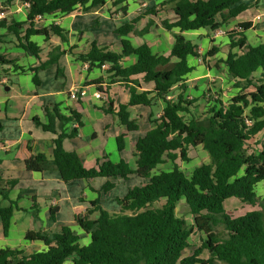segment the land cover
Returning a JSON list of instances; mask_svg holds the SVG:
<instances>
[{
    "label": "trees",
    "instance_id": "trees-1",
    "mask_svg": "<svg viewBox=\"0 0 264 264\" xmlns=\"http://www.w3.org/2000/svg\"><path fill=\"white\" fill-rule=\"evenodd\" d=\"M15 1L0 0V13L8 11ZM108 1L22 0L23 4L29 5L26 19L17 22L4 16L0 19V29L14 37L16 47L37 58L38 65L30 69L36 85L40 84L39 71L57 65L67 54L88 64L89 70L108 65L106 78L91 83L104 94L108 93L101 86L105 81L109 85L125 84L129 102L120 104L117 113L112 104L105 112L117 117L127 132L139 130L130 108L143 106L152 110L160 103L165 104L160 116L152 111L149 117L151 129L135 145L134 170L124 160L115 164L107 158L99 162L97 168L87 169L76 153L66 151L64 140L77 137L79 132L72 130L67 133L65 125L75 122L83 126L76 112L71 111V116L66 117L56 106L47 113L48 124L35 119L44 131L56 136L51 162L65 183L105 178L108 181L102 188L104 193L115 188L112 181L128 180L131 175H136L145 184L130 188L124 197L114 200L117 210L113 212L101 206L100 200L90 203L93 209L88 216L77 217L78 225L90 237L88 245H81L80 237L69 227H63L60 233L52 236L28 232L26 240L43 242L47 250L26 255L17 249H1L0 264H264L263 213L253 210L233 217L226 210V203L232 198L255 205L256 187L264 182V142L259 144L257 151L249 149V142L264 133V42L259 45L249 42L247 32L253 24L240 23L239 30L226 32L228 53L221 62L238 90L230 103H225L220 96L206 93L203 99L208 108L200 118L195 111L198 100L187 98L188 86L185 83L187 76L194 71L189 60L201 58L199 45L185 33L207 30L212 46L202 60L216 57L220 48L214 44L212 36L246 12L249 5L245 0H133L138 4L147 1L154 4L144 10V14L116 29L115 34L121 38L119 52L95 41L89 51L75 52L78 48L70 46L68 31L54 23L48 27L38 25L40 19L104 8ZM123 3L125 0H115L113 6ZM160 8L171 12L176 19L174 22L166 19L161 22L174 37L173 47L167 56L154 54L148 43L135 47L126 38L149 34L153 20L142 30H138L136 25L147 16L158 17ZM121 11L127 15L128 7L124 6ZM37 36L44 37L45 42L57 37L61 45L54 47L43 60L42 48L33 41ZM62 44L68 45V50H64ZM129 57H135L136 63L125 66L124 59ZM15 62L0 56L1 64L12 65L19 70ZM137 76L142 78L136 79ZM148 83H153L154 89L141 91L142 85ZM175 87L181 92L172 97ZM56 121L59 122L57 127ZM117 145L122 153L125 150L124 134L117 136ZM199 147L208 154L210 162L199 165L187 175L177 161L189 163L191 150ZM169 162L172 169L155 172ZM46 163L44 155L31 156L26 161L27 170L42 172ZM15 185L0 177V195L8 203V206L0 207L5 236L17 207L9 197ZM182 200L194 216L192 227L177 215ZM93 213H98L95 220L89 218ZM220 227L223 232L218 231ZM195 230L205 234L206 238L184 256L192 248L190 239ZM205 253L208 254L206 258Z\"/></svg>",
    "mask_w": 264,
    "mask_h": 264
},
{
    "label": "crops",
    "instance_id": "crops-1",
    "mask_svg": "<svg viewBox=\"0 0 264 264\" xmlns=\"http://www.w3.org/2000/svg\"><path fill=\"white\" fill-rule=\"evenodd\" d=\"M109 1L114 2L115 0ZM257 1L259 0H245V3L250 8L238 18L231 20L226 27H232L236 23H244L241 22V19L251 11V4ZM17 4L18 1L16 0L14 6L9 9L10 11H4L5 17H9L6 16L8 13V15L10 14L12 16V18L9 17L10 19L22 22L26 19L27 7L25 4H21V6ZM133 4L139 6L136 2ZM107 6L104 9H107ZM132 7L130 6L128 8L127 15H125L128 21L123 22L120 26L129 23L140 14H143L139 12L140 14L138 13L135 16L134 12L130 10ZM96 8L102 7H95L88 12L78 11L66 17L40 19L38 20V25L42 24L40 26L48 27V25L54 23L68 31L70 46H76L78 48L75 52L89 51L91 43L94 41L100 46H109L104 36H108V34L103 31L101 25L98 27L97 36H87L84 32L77 31L76 29L78 26L77 20L80 17H99L97 15L98 12H92ZM171 14V12L168 13L165 18H162L161 22L165 19L170 22L176 21L173 14V18L170 19ZM131 15H134V18L130 19ZM102 19L108 26L113 27L112 16L108 17L104 15ZM256 19H260V16H257ZM150 20L154 21V25L150 29L149 34L144 37L130 35L128 36V38L130 37V42L135 47L148 43L154 54L169 55L174 44L172 33L165 29L167 33L172 35V41L168 53L164 54L155 52V26L156 28H159V26L156 25L153 18L149 16L145 17L136 25V28L138 30L144 29ZM119 27H113V35H116L115 31ZM221 29L223 30V28ZM200 31L188 32L185 35L193 42L196 40L197 43H194L199 45L201 51L202 42L205 38H208L207 36L210 33L208 32L207 36H203ZM77 34L78 38L75 39ZM214 35L212 36L215 42L214 44L219 45L220 38ZM191 36L195 37L193 38ZM0 38H2L0 42V56L8 60L16 61L15 66L20 68L17 70L12 65L0 63V85H9L12 77L17 78V84L13 83L14 85L12 87L6 88L9 89L7 91H10L12 95L3 96L0 93V177L7 182L16 184L11 189L9 197L17 204L7 236L4 235L3 225L0 221V250L6 248L17 249L23 251L26 255L44 252L47 250L45 244L40 241L31 242L26 240V234L28 232H40L44 235L52 236L60 233L63 227H69L73 233L80 237V241L82 238H87L86 243L81 245H88L90 243V237L78 225L77 217L88 216V212L93 209L90 207V203L93 201L100 200L101 206L106 209L105 204L107 202H113L119 197L110 198L112 196V190L109 193H102V188L107 183L104 178L77 180L65 183L59 170L51 162L54 154L53 140L56 136L51 132L44 131L42 127L37 125L35 119L39 120L41 124H48L49 119L47 113L56 106H58L59 113L66 117L71 116V111L76 112L80 115L83 126L80 127L75 122L65 125V132L70 133L72 130H78L79 132L77 137L64 140L63 146L65 150L76 153L87 169L97 168L98 163L107 158L115 164L124 160L134 170L136 168V158L134 156L135 145L151 129V126H148L147 129L142 131L140 120L145 121L147 118L149 119L152 111L148 107L143 106L130 108V111L133 109L138 112L132 118L139 125V130L136 132H127L126 127L120 125L117 117L105 112L110 104H112L114 112L117 113L120 104H127L129 102L130 95L125 84L115 83L109 85L105 81L101 86L108 90V93L105 94L106 98L105 100H97L94 94L101 91L91 82L100 78H106V70L99 68L89 70L88 64L78 61L71 54H67L60 59L57 65L39 71L40 84L36 85L33 80L34 73L30 69L38 65L37 58L16 47L14 37L9 35L5 29H0ZM208 39L210 40V38ZM33 41L42 48L41 56L43 60L47 59L48 54L54 47L61 45V41L57 37H53L48 42H45L44 37L37 36L33 38ZM84 41H89V43L87 42L88 45L86 44L85 46ZM115 41L117 45L121 46V38L115 37ZM4 46H13V51L4 52ZM62 48L68 50V45L62 44ZM110 49L113 50L111 47ZM202 58L203 56L198 59L189 60L194 71L187 76L185 81L188 89L190 82L199 81L197 84H200L203 81L202 79L211 75L213 69L210 65L207 66L210 74L207 73L205 76H202L197 69V65L194 64V60H202ZM134 63H136L135 57L124 59L125 66H130ZM8 75L9 77L7 78L6 76ZM135 78L141 79L142 76ZM75 88L87 90V96L79 101L72 100L70 98V92ZM153 89L154 84L148 83L142 85L140 90L151 91ZM180 92L181 90L175 87L172 97H176ZM161 104H163L164 108L165 104ZM58 125L59 122L56 121V127ZM57 130L60 132L59 128ZM122 134L125 135V150L120 153L117 145V136ZM39 154L47 158L44 170L42 172L28 171L26 161L31 156ZM132 181L133 185L130 188L145 184V181L136 175L129 176L128 180L118 179L112 182L116 184L114 188L116 189L117 185L132 184ZM6 206H8V203L0 195V207ZM114 208L117 210V206ZM95 214L98 215V213H93L89 218L95 220Z\"/></svg>",
    "mask_w": 264,
    "mask_h": 264
},
{
    "label": "rangeland",
    "instance_id": "rangeland-1",
    "mask_svg": "<svg viewBox=\"0 0 264 264\" xmlns=\"http://www.w3.org/2000/svg\"><path fill=\"white\" fill-rule=\"evenodd\" d=\"M17 1H18V4H17L18 6L19 5L21 6V4L24 5L22 3V0H17ZM125 1L126 3H123L122 5L117 6V7L113 6V1H109L107 9L96 8L95 11H92V12H98L97 15L100 18L95 17V16L80 17L77 20L78 21V24H77L78 26L76 27L77 31L84 32L87 36H91V35L97 36L98 27L99 25H101V27L103 28V31H105L108 34V36L106 35L104 36H105V39L109 43V47L113 48V51L119 52L120 46L117 45V42L115 41V37H118V38L120 37L118 35H113L114 31L112 32V29L113 27L114 28L119 27L123 22L128 21V18H125V15L121 11V9L124 6H127L128 8L130 6H133L130 10L133 11L134 15L136 16L138 15L139 12L144 14L146 9H148L149 6L154 4L153 1L151 2L147 1V3H144V4H147L146 8H144L143 2L142 4H139V6H137L133 4L134 3L133 0H125ZM251 5H252L251 11L245 14V16L241 19L242 20L241 22H251L254 25L253 29L250 30L247 33V35L249 37V42L252 45H259L260 43L264 42V0H259L257 2L252 3ZM156 6H158V2L156 3ZM166 13L168 14L170 12L165 11L160 8L158 17L149 16L150 18H153L156 22V25L159 26V28H156L155 26V52H160L164 54L168 53L170 46H171V41H172V35H170V33H167V31L163 28L162 23H161L162 18L166 17L167 15ZM104 15L108 17L112 16L113 18L112 26L113 27L108 26V24L103 21L102 16ZM134 15H131L130 19L134 18ZM6 16H9L12 18V16H10V14L8 15V13L6 14ZM257 16H260V19H256ZM170 17H171L170 19H172L173 15L171 14ZM238 25L239 23H236L232 27H229V28L226 27V29L223 28L224 34L219 36L220 43L219 45L217 44L221 52L218 53L216 57H210L205 61L201 59L194 60V64L197 65V69L200 75L202 76H205L207 73L210 74L207 68L208 65H210L213 69L211 72V75L202 79L203 80L202 83L197 84L199 81L189 83L190 87L187 92V97L190 100H198V103H197L198 108L195 111L197 115L200 116V118L204 117L203 113L208 108L207 107L208 103L206 102L205 99H203L204 94L207 93V94H210L211 96H215V95L220 96L222 100L228 104L231 102L232 98L235 97L238 92V90L234 86V81L229 77L228 73L226 72V69L224 68V65L221 62L226 59L227 53H228L229 41H228L226 32L230 30H239ZM200 32H202L201 34H203V36H207L208 34V31L206 30H202ZM191 37L194 38L195 36H191ZM76 38H78V34H77V37H75V39ZM127 39L130 41V37L129 38L127 37ZM84 42H85L84 43L85 46L86 44L88 45L89 43V41H84ZM194 42L197 43L196 40ZM44 45L46 46V44ZM211 46L212 45H211L210 40L208 38H205L201 45L200 55L204 56L209 51V49H211ZM12 49H13V46H4V52L13 51ZM6 77L8 78L9 75ZM13 83L17 84V78L12 77L11 80L9 81V85L7 84L0 85V93L3 96L12 95V93L10 91H7L6 88L12 87L14 85ZM149 109L151 110V108ZM162 109H163V104L160 103L159 107H154L151 111H153L154 113H157V116H160L162 114ZM137 113L138 112L136 110L131 109L132 117H135ZM140 126L142 127V131H144V129H147L148 126L150 127L151 124L149 122V119L147 118V120L145 121L140 120ZM261 142H264V133H261L259 136L255 137L253 140L249 142V149L251 151H257L259 149V144ZM190 157H191V161L189 163L183 162L181 160L177 161V165L187 175H190L193 172V170L199 165L210 162L208 154L202 149V147L192 149L190 152ZM170 169H172V164L169 162V164L167 163V164L161 165L158 168V170H156L155 172L157 173L158 171H161V170H170ZM104 180L108 181L105 178ZM131 183L132 184L127 183V185L123 184L121 186L117 185V188L112 190V196L110 198H115V197L121 198L122 196H124L127 193L128 189L133 185V181ZM116 206L117 205L115 204L114 201L107 202L105 204L106 209L109 211H115L114 207ZM226 210L233 217L242 216L246 214L247 212H250L253 210H258L262 212L264 215V182H261L256 187V204L255 205L251 206L248 204H244L240 202L238 199L232 198L227 201ZM189 211H190L189 207L186 205L184 200L179 203L178 208H177L178 217L185 219L187 224L190 227H192L194 224V216ZM94 217L97 218L98 215L95 214ZM218 231L223 232V228L220 227ZM205 238H206L205 234L200 233L199 231L195 230L190 239L192 248L188 250L186 253H184V256L189 255L193 251V249L195 247H198L201 244L202 240H204ZM86 241H87V238H82L80 242L81 244H85ZM206 257H208L207 253H205L204 255V258Z\"/></svg>",
    "mask_w": 264,
    "mask_h": 264
},
{
    "label": "built area",
    "instance_id": "built-area-1",
    "mask_svg": "<svg viewBox=\"0 0 264 264\" xmlns=\"http://www.w3.org/2000/svg\"><path fill=\"white\" fill-rule=\"evenodd\" d=\"M26 7H28L29 5L28 4H25ZM147 4H144L143 3V6L146 7ZM5 16V13L2 12L0 13V18L4 17ZM224 34V31L222 29L218 30L217 32H215V37L217 36H220ZM109 68L108 65L104 64L102 65V70H107ZM87 96V90L85 89H78V88H75L73 89L71 92H70V98L72 100H76V101H79L81 99H84L85 97ZM94 97L97 99V100H105V94L102 93V92H96L94 94ZM248 123H250V121H248Z\"/></svg>",
    "mask_w": 264,
    "mask_h": 264
},
{
    "label": "water",
    "instance_id": "water-1",
    "mask_svg": "<svg viewBox=\"0 0 264 264\" xmlns=\"http://www.w3.org/2000/svg\"><path fill=\"white\" fill-rule=\"evenodd\" d=\"M7 90H9V89H7Z\"/></svg>",
    "mask_w": 264,
    "mask_h": 264
}]
</instances>
